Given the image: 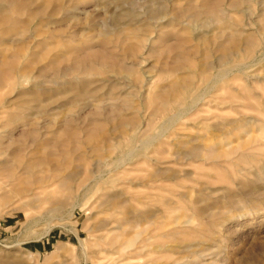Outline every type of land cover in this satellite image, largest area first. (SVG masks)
I'll return each mask as SVG.
<instances>
[{"label":"rangeland","instance_id":"obj_1","mask_svg":"<svg viewBox=\"0 0 264 264\" xmlns=\"http://www.w3.org/2000/svg\"><path fill=\"white\" fill-rule=\"evenodd\" d=\"M107 1L0 0V65L8 63L6 71L17 77L9 76L0 88V163L10 164L8 172L0 164V264H179L181 257L200 258L199 264H264L263 0H241L237 8L231 0H209L227 9L223 13L232 22L223 32L218 26L217 33L212 26L209 31L210 26L189 27L179 17L202 12L208 0H162L170 21L159 25L146 17L122 27L111 24L117 8L107 7ZM124 1L146 15L160 0ZM62 2L76 8L54 15ZM177 16L182 20L175 21ZM234 30V45L224 42ZM221 42L229 51L236 48L235 56L221 60ZM89 46L105 50L106 57L69 74L65 89L53 83L56 73L71 67L77 52ZM50 65L57 71L48 68L44 86L49 90H30L44 80L41 67ZM20 69L33 78L25 80L29 75ZM124 82L132 83L127 91L136 97L134 102L126 97L129 105L123 96L126 101L118 104L127 105L123 115L133 121L125 129L137 137L125 133L117 147L112 140L108 149L96 151L104 136L120 132L106 120L109 109L95 116V106L82 112L80 107L94 90L101 101L109 92L119 97ZM164 87L167 96L162 97ZM82 90L90 95L76 103ZM69 113L77 116L74 121ZM151 139L153 144L142 148ZM133 148L129 165L113 169L112 162ZM32 157L47 160L44 182L23 183L27 176L18 165ZM139 215L147 217L119 229L126 218ZM204 250L212 252L201 259Z\"/></svg>","mask_w":264,"mask_h":264},{"label":"bare ground","instance_id":"obj_2","mask_svg":"<svg viewBox=\"0 0 264 264\" xmlns=\"http://www.w3.org/2000/svg\"><path fill=\"white\" fill-rule=\"evenodd\" d=\"M162 0H160L159 1V3L155 6V7H150V6H148V10L146 11V12H144L146 15H143V14H141L138 10H136V9H134V8H132L131 6H127L128 4H127V1H122V0H108L107 1V7H114V8H117V9H115L114 10V12H113V15H112V18H111V24H114V25H116V26H118V27H122L123 25H125V24H133V23H139L140 21H142L143 20V18H149L150 20H154V19H156V20H158L157 22H159V21H163L165 18H166V16H167V14L169 15V10H168V7L166 6V4L165 3H162L161 2ZM240 1L241 0H231V3H230V5L232 6V7H234V8H237L238 7V4L240 3ZM60 2V1H59ZM74 2V1H73ZM155 2V1H154ZM197 2V1H196ZM202 2H204V0L202 1ZM15 3V2H14ZM66 2H64V4H63V2H62V4H60L59 3V5L55 8V10H54V12H53V14L54 15H56V14H58V12H61V11H64V12H68L71 8H76V6H75V4H65ZM132 3V2H131ZM263 3H264V0H263ZM13 4V3H12ZM203 5H204V10L202 11V12H193L192 14L190 13V14H187V13H183V14H180L179 15V17L181 16V17H183V18H185L186 19V22H183V23H186L187 25H190L189 27H196V28H199V27H204V26H212V27H214V29L216 30L217 28H218V26H219V29L222 31V29H225L226 27H228L229 25H228V23H231L232 24V22H230L231 20H228V16H225L224 15V13L223 12H227L228 10L227 9H225V11H223L224 9H222V8H218V6H217V4L215 3L214 5L213 4H211L210 3V1L208 0V1H206V3L204 4L203 3ZM154 6V5H153ZM171 7V6H170ZM43 8V7H42ZM198 8V7H197ZM41 9V8H40ZM188 9V8H187ZM187 9H185V10H187ZM146 10V9H145ZM227 10V11H226ZM45 11V10H44ZM52 11V10H51ZM50 11V12H51ZM71 11V10H70ZM197 11V10H196ZM40 12V11H39ZM63 12V13H64ZM185 12V11H184ZM143 13V12H142ZM180 13V12H179ZM49 14V13H48ZM204 14V17H201V15H203ZM54 15H53V17H54ZM227 15V14H226ZM38 16H39V14H38ZM49 16V15H48ZM230 16V15H229ZM232 16V15H231ZM178 16L176 17V18H174V20L175 21H179L181 18H179ZM34 18V17H33ZM49 18H51L50 16H49ZM173 18V17H172ZM230 18V17H229ZM163 19V20H162ZM168 18H166V20H167ZM170 19H171V17H170ZM5 20H8V18H5L4 19V22H5ZM49 20H51V19H49ZM156 20H155V23H157L156 22ZM169 20V19H168ZM182 20V19H181ZM180 20V21H181ZM170 21V20H169ZM153 23V22H152ZM162 23H164V22H162ZM161 23V24H162ZM150 24V23H149ZM157 24H159L160 25V22L159 23H157ZM168 24H169V22H168ZM167 24V25H168ZM235 24V23H234ZM182 25H184V24H182ZM181 25V26H182ZM151 26V25H150ZM162 26H163V24H162ZM165 26V25H164ZM154 27H155V25H154ZM158 27H160V26H158ZM184 27H185V25H184ZM209 27V28H210ZM212 27L210 28V29H208V31L209 30H211L212 29ZM156 28V27H155ZM187 27H185V29H186ZM188 29V28H187ZM214 30V31H215ZM218 30V29H217ZM217 30H216V33H217ZM213 31V30H212ZM213 31V32H214ZM238 31V30H237ZM201 32V31H200ZM223 32V31H222ZM103 33H105V35L107 36L108 35V33H106V32H103ZM199 33V32H198ZM207 33V32H206ZM200 34H205V33H200ZM214 35H215V33H213ZM219 34V33H218ZM222 34V33H221ZM225 34V33H224ZM237 34V32H235V30L234 31H232V33L230 34V35H227L226 36V38H224L223 40H224V42H227V41H230L229 43L230 44H232V45H234V42H235V39H236V35ZM124 36V35H123ZM195 36V40L196 39H200L202 36L201 35H198V36H196V35H194ZM208 36H209V34H208ZM212 36V35H211ZM222 37H223V35H222ZM225 37V36H224ZM239 37V36H238ZM106 38V37H105ZM205 39L207 38V34H206V37H204ZM221 38V37H220ZM194 39V38H193ZM208 39V38H207ZM147 40V39H146ZM153 40V39H152ZM142 41H145V39L144 40H142ZM205 41V40H204ZM247 41H248V43H252L253 42V39L252 38H250L249 37V39H247ZM2 42V41H1ZM202 43V42H201ZM204 44V43H203ZM219 48L220 47H222V48H224V53H222V56L220 57V59L221 60H223V61H226V60H229V59H231L233 56H235V54H236V48H231V49H233L232 51H229L230 49H228L226 46H225V43H218V45H217ZM88 47V46H87ZM104 47V46H103ZM177 47H178V45H177ZM149 48V47H148ZM151 48V47H150ZM181 48V47H180ZM174 49V48H173ZM176 49H179V48H176ZM189 50V49H188ZM106 51L104 50L103 52L102 51H100L99 49L97 50V49H94V46H89V48H88V50H86L85 51V53H79V52H77V54L76 53H74L73 54V56H72V54H71V56L72 57H74V55L76 54V56L73 58L74 60H73V65L71 66V67H69V68H67V69H65L64 71H62L61 73H56V75H55V77L52 79V81H53V83L55 82V83H57L62 89H65V86H67V85H69V84H71V82H69L68 80H67V77H68V75L69 74H71L72 72H74L75 70H78V71H81L82 70V68H86V66L87 65H90V64H92L93 62L95 63V58H97V59H101V58H104V57H106L105 55H106V53H105ZM184 52V51H183ZM205 52V51H204ZM68 53H70V52H68ZM209 53V52H208ZM184 54H186L185 52H184ZM202 54V53H201ZM179 55V54H178ZM17 56H19V55H17ZM111 56V55H110ZM206 56V55H205ZM2 57V56H1ZM99 57H101V58H99ZM112 57V56H111ZM180 57V56H179ZM178 57V58H179ZM188 57V56H187ZM18 58V57H17ZM16 58V59H17ZM108 58V57H107ZM203 58H205V57H203ZM217 58V57H216ZM4 59V58H3ZM3 59H1V60H3ZM111 59V58H110ZM4 60H7V59H4ZM95 60V61H94ZM101 61V60H100ZM6 62H8V60L6 61ZM17 62V61H16ZM55 62V61H54ZM179 62V61H178ZM180 63V62H179ZM2 64V63H1ZM5 64H7L8 65V63H5ZM5 64H4V62H3V65H4V69H3V65H0V66H2L1 67V69H0V88H2L1 87V85L3 84V82L11 75V72H9L10 70H8V71H6V69H8L6 66H5ZM17 64V63H16ZM50 64V63H49ZM48 64V65H49ZM97 64V63H96ZM101 64V63H100ZM12 65V64H11ZM18 66H19V64H17ZM95 65V64H94ZM5 67H6V69H5ZM13 67V66H12ZM50 67V70L51 69H54L55 70V72L57 71V68H56V65H50V66H48V67H41V69L39 70V76L40 77H42V78H44V80H40V81H36V82H34V84H33V86L30 88V90H32V91H35V90H44V82H46L47 80H46V78H48L47 76V72H48V68ZM88 67V66H87ZM90 67V66H89ZM93 67V66H92ZM206 67V66H205ZM13 68H15V66L13 67ZM16 68H17V66H16ZM19 68V67H18ZM17 68V69H18ZM24 68V67H23ZM124 68V67H123ZM140 68V67H139ZM27 69V68H26ZM127 69H129V68H127ZM130 69H132V68H130ZM129 69V70H130ZM21 70V69H20ZM24 70H25V68H24ZM61 70V69H60ZM188 70V69H187ZM11 71H12V69H11ZM18 71V70H17ZM22 71V74H23V70H21ZM133 71V70H132ZM202 71V70H201ZM135 72H136V70H135ZM140 72V71H139ZM198 72V71H197ZM17 73V72H16ZM20 73V72H19ZM25 73V72H24ZM114 73H116V72H114ZM146 73H147V71H146ZM14 74V73H13ZM12 74V75H13ZM26 74H27V71H26V73L25 74H23V75H25L26 76ZM16 75V74H15ZM18 75V74H17ZM27 75H29V74H27ZM126 75V74H125ZM190 75V74H189ZM52 76V75H51ZM54 76V75H53ZM117 76H118V74H117ZM11 78L12 77H14V75L13 76H10ZM28 77V76H27ZM80 76H78V75H75L74 76V78H73V80H75V82H80L81 80H79L80 78H79ZM119 77V76H118ZM225 77V76H224ZM11 78H8V79H11ZM14 78H17L16 76L14 77ZM13 78V79H14ZM25 78V80L26 79H31V78H33V76H31L30 77V75H29V78H26V77H24ZM38 78V77H37ZM52 78V77H51ZM50 78V79H51ZM114 78H115V76H114ZM124 78H125V76H124ZM207 78V77H206ZM20 79H22V76L20 75ZM82 79V78H81ZM105 79H103V81H104ZM110 81H111V79H109ZM129 80V79H128ZM202 80H205V79H202ZM209 80V79H208ZM13 81H15V80H13ZM52 81H50V82H52ZM124 81H127V79H124ZM141 81V80H140ZM148 82L147 83H149V80H147ZM206 81V80H205ZM16 82V81H15ZM17 82H19V81H17ZM74 82V81H73ZM83 83H84V81H82ZM117 84H120L121 82L120 81H118L117 80ZM141 82H143V81H141ZM92 83V82H91ZM106 83H108V82H106ZM110 83V82H109ZM115 83V82H114ZM114 83H112V84H114ZM123 83V82H122ZM217 83V82H216ZM16 84H18V83H16ZM75 84V83H74ZM77 84V83H76ZM79 84H81V82L79 83ZM78 84V85H79ZM84 84H86V83H84ZM105 84V83H104ZM176 85H178L179 84V81H178V84H177V82L175 83ZM211 84V83H210ZM19 85V84H18ZM83 85V84H82ZM81 85V86H82ZM90 85V84H89ZM122 85V84H121ZM120 85V86H121ZM145 85V84H144ZM185 85V84H184ZM207 85V84H206ZM206 85H205V87H206ZM213 85H215V83L213 84ZM14 86V85H13ZM13 86H11V87H13ZM74 86V85H73ZM77 86V85H76ZM80 86V85H79ZM80 86V87H81ZM88 86V85H87ZM100 86V85H99ZM114 86H117V85H112L111 87H113L114 88ZM170 86H172L171 84H170ZM181 86V85H180ZM19 87H21V85H19ZM58 87V86H57ZM80 87H77V88H79L80 89ZM84 87V86H83ZM82 87V88H83ZM96 87H98V86H96ZM126 87H128V88H126ZM131 87H133V85H132V83H130V82H124V86H122V88H124L122 91H120V95H118L119 97H117L116 98V94L115 95H113V93L112 92H109V94L111 95H109V98H107V100H106V98H104L105 100L104 101H101V100H99V99H101V98H95V96H94V93H96V90H94V91H92V94H91V96H88L89 98H87V101H85V103H84V105H83V107H80V111L82 112V110H84L85 108H87V107H89V106H95V109H96V112H93V113H95V116H101L102 115V110H105V111H107V109H109V112H108V114L106 115V120H108L109 122H113V123H115L116 124V128H117V132L119 133H117L116 131H114L113 133H117L118 134V137H114L113 135H110V136H104V137H108L105 141H104V143H103V145H101V144H95L96 146H95V150L97 151H99V150H102L103 148L106 150V149H108V145H109V143L110 142H112V140L114 141V146L115 147H117L119 144H120V139L121 138H123L124 137V134L126 133L127 135H129L130 137H132L133 138V140L137 137V135H135L134 133H129V131H127L125 128L127 127V126H129L130 125V122L132 123V121H129V120H127V118L123 115V111L122 110H124L125 109V107L127 106H124V105H122V104H118V103H120V102H122V101H120V102H118L120 99H127L126 97H131L132 98V100H133V98L134 97H136L135 95H134V93L132 94L131 92H128L127 91V89H129V88H131ZM135 87V86H134ZM144 87V86H143ZM142 87V88H143ZM182 87H185V86H182ZM45 88H47V87H45ZM51 88V87H50ZM56 88V87H55ZM81 88V89H82ZM112 88V89H113ZM165 88L166 87H164V90L160 93V96H164L165 97V95H166V92H165ZM170 88V87H169ZM176 88V87H175ZM180 88V87H179ZM179 88H177V89H179ZM192 88V87H191ZM194 88H195V86H194ZM20 89V88H19ZM48 89V88H47ZM57 89V88H56ZM78 89V90H79ZM84 89V88H83ZM88 89V88H87ZM86 89V90H87ZM111 89V90H112ZM173 89V88H172ZM186 89V88H185ZM187 89H188V87H187ZM193 89V88H192ZM49 90V89H48ZM68 90V89H67ZM77 90V91H78ZM86 90H82V91H86ZM98 90V89H97ZM171 90V89H170ZM176 90V89H175ZM181 90V89H180ZM27 91V90H26ZM45 91V90H44ZM57 91V90H56ZM100 91V90H99ZM169 91V90H168ZM191 91V90H190ZM194 91V90H193ZM192 91V92H193ZM49 92V91H48ZM53 92V91H52ZM62 92V91H61ZM94 92V93H93ZM98 92V91H97ZM140 92V91H139ZM171 92H173V91H171ZM175 92V91H174ZM27 93V92H26ZM32 93V92H31ZM30 93V94H31ZM59 93H60V90H59ZM79 93V92H78ZM88 92L86 91V92H80L79 93V95H78V98L76 99L75 98V102L76 103H78V102H81L82 101V98H84V95L86 96V94H87ZM191 93V92H190ZM195 93V92H194ZM202 93V92H201ZM23 94H24V92H23ZM35 94V93H34ZM118 94V93H117ZM172 94V93H171ZM170 94V95H171ZM48 95H50V94H48ZM87 95H90V94H87ZM96 95H98V94H96ZM108 95V94H107ZM193 95V94H192ZM201 95V94H200ZM199 95V96H200ZM202 95H204V94H202ZM124 96V98H122ZM159 96V95H158ZM167 96V95H166ZM174 96V95H173ZM184 97H185V95H183ZM52 97V96H51ZM187 97H189V96H187ZM194 97H196V96H194ZM193 97V98H194ZM203 97H205V95L203 96ZM86 98V97H85ZM172 98V97H171ZM178 98H179V96H178ZM198 98V97H197ZM124 99V101H126ZM161 99V98H160ZM181 99V98H180ZM44 100V99H43ZM73 100V99H72ZM81 100V101H80ZM131 100V99H130ZM129 99H127V101L129 102L130 101ZM132 100H131V102H129V105L132 103ZM151 100V99H150ZM170 100V99H169ZM176 100V99H175ZM191 100V99H190ZM45 101V100H44ZM123 101V102H124ZM177 101V100H176ZM180 100L178 99V102H179ZM199 101H201V100H199ZM198 101V102H199ZM10 102V101H9ZM37 102V101H36ZM69 102V101H68ZM133 102H134V100H133ZM166 102H168L167 100H166ZM166 102L164 101H162V104L164 105V104H166ZM191 102V101H190ZM194 102V101H193ZM197 102V103H198ZM8 103V102H7ZM35 103V102H34ZM39 103V102H38ZM38 103H37V105H38ZM92 103V104H91ZM126 103V102H125ZM180 103V102H179ZM189 103V102H188ZM12 104V103H11ZM31 104H33V103H31ZM71 104V103H70ZM69 104V105H70ZM82 104V103H81ZM169 104V103H168ZM173 104H175V103H173ZM194 104V103H193ZM196 104V103H195ZM40 105H41V103H40ZM167 105V104H166ZM177 105V104H176ZM187 105V104H186ZM185 105V106H186ZM197 105V104H196ZM30 106V105H29ZM36 106V105H35ZM162 106V105H161ZM33 107V106H32ZM57 107V106H56ZM61 107V106H60ZM122 107H124V108H122ZM134 107V106H133ZM189 107V106H188ZM34 108V107H33ZM59 108V107H58ZM68 108V107H67ZM76 108V107H75ZM182 108H184V106L182 107ZM193 108H194V106H193ZM42 109V108H41ZM49 109V108H48ZM47 109V110H48ZM29 110V109H28ZM33 110V109H32ZM71 109H69V111H70ZM180 110V109H179ZM182 110V109H181ZM180 110V111H181ZM191 110V109H190ZM193 110V109H192ZM50 111V110H49ZM51 111H53V110H51ZM78 111V110H77ZM79 111V112H80ZM38 112V111H37ZM104 112V111H103ZM142 112V111H141ZM182 112H185V111H182ZM181 112V113H182ZM189 112V111H188ZM34 113V112H33ZM33 113H32V115H33ZM36 113V112H35ZM44 113H45V111H44ZM56 113V112H55ZM54 113V114H55ZM67 113V112H66ZM73 113V115L75 114L74 112H71V114ZM146 113V112H145ZM30 114H31V112H30ZM30 114H28L27 113V115H30ZM43 113H41V115H42ZM89 114H91V113H89ZM46 115H47V111H46ZM49 115H51V113H49ZM53 115V114H52ZM66 115V114H65ZM76 115V114H75ZM88 115V114H87ZM86 115V116H87ZM80 116V115H79ZM103 116V115H102ZM105 116V115H104ZM29 117V116H28ZM69 117H70V119H71V117H73V116H71L70 115V113H69ZM75 117H77V116H75ZM75 117H73V118H75ZM88 117V116H87ZM129 117V116H128ZM172 117V116H171ZM176 117H178V116H176ZM68 119V118H67ZM81 119V118H80ZM181 119V118H180ZM69 120V119H68ZM71 120H73V119H71ZM131 120V119H130ZM169 120V119H168ZM167 120V121H168ZM179 120V119H178ZM31 121V120H30ZM74 121V120H73ZM72 121V122H73ZM170 121V120H169ZM171 121H172V119H171ZM170 121V122H171ZM173 121H175V120H173ZM172 121V122H173ZM34 122V121H33ZM69 122V121H68ZM93 122V121H92ZM166 122V121H165ZM35 123H38V120H36V122ZM66 123V122H65ZM71 123V122H70ZM26 124V123H25ZM34 124V123H33ZM69 124V123H68ZM91 124H93V123H91ZM98 125H96L98 128L101 126V124H100V122L99 123H97ZM206 124V123H205ZM168 125V124H167ZM166 125V126H167ZM89 126V125H88ZM92 126V125H91ZM164 126H165V124H164ZM219 126V125H218ZM169 127V126H168ZM34 128H35V126H34ZM97 128V129H98ZM92 129H94V128H92ZM166 129H167V127H166ZM115 130V129H114ZM34 131V130H33ZM91 131V130H90ZM93 131H95V130H93ZM37 132V131H36ZM32 133V132H31ZM92 132H90V134H91ZM106 133V132H105ZM112 132H111V134H113ZM39 134V133H38ZM229 134V133H228ZM41 135V134H40ZM44 135V134H43ZM73 135V134H72ZM93 135V134H92ZM77 135H75V137H76ZM90 136V135H89ZM35 137V136H34ZM39 137V136H38ZM41 137V136H40ZM95 138H96V136H95ZM153 138V137H152ZM40 139H42V138H40ZM36 140V139H35ZM103 140V139H102ZM102 140L100 141V142H102ZM195 140V139H194ZM36 142V141H35ZM59 141H57V144L58 145H61V144H59L58 143ZM97 142V141H96ZM153 142H154V140L153 139H151V140H147V142H144L145 144L143 145V147L142 148H144L145 149V147H149V146H151L152 144H153ZM211 142V141H210ZM219 142V141H218ZM62 143V142H61ZM36 144V143H35ZM65 145V144H64ZM133 145V144H132ZM77 147V146H76ZM80 147V146H79ZM132 147V146H131ZM134 147V146H133ZM140 147V146H139ZM139 147H137V148H139ZM34 148H36L35 146H34ZM205 148V147H204ZM23 148H21V150H22ZM25 149V148H24ZM33 149V148H32ZM103 149V150H104ZM206 149H207V147H206ZM212 149V148H211ZM210 149V150H211ZM216 149H218V148H216ZM138 150V149H137ZM194 150V149H193ZM210 150H207L208 152H210ZM235 150V149H234ZM66 151V150H65ZM130 152H129V155L127 154L125 157H123V158H119L118 160H116V161H114V162H112V167H114L113 169H115L117 172L120 170V169H124V166H127V164L129 165V163H130V160L133 158V156H134V153H135V151H136V148H133V149H130L129 150ZM195 151H197V149L195 150ZM195 151H194V153H195ZM201 151V150H200ZM206 151V150H205ZM212 151H214L213 149H212ZM110 152V151H109ZM189 152H192V155H193V151H189ZM207 152V153H208ZM235 152V151H234ZM66 153V152H65ZM108 153V152H107ZM202 153V152H201ZM206 153V154H207ZM211 153V152H210ZM222 153V152H221ZM68 154H70V153H68ZM136 154V153H135ZM199 154V153H198ZM217 154V153H216ZM189 155V154H188ZM212 155V154H211ZM213 155H214V153H213ZM212 155V156H213ZM220 155V154H219ZM218 155V156H219ZM67 156V155H66ZM83 156H85V155H83ZM189 156H191V154L189 155ZM196 156V155H195ZM204 156V155H203ZM207 156L209 157V155L207 154ZM221 156V155H220ZM220 156H219V158H220ZM198 157V156H197ZM200 157V156H199ZM206 157V156H205ZM80 159H81V157H79ZM82 158H85V157H82ZM191 158H192V156H191ZM203 158V157H202ZM217 158V157H216ZM20 159V158H19ZM79 159V160H80ZM195 159V158H194ZM206 160L208 159L207 157L205 158ZM211 159V158H210ZM18 160V159H17ZM21 160V159H20ZM84 160V159H83ZM8 161V160H7ZM97 161V160H96ZM100 161V160H99ZM19 162H21V161H19ZM101 162V161H100ZM98 163V164H101V163ZM11 163V162H10ZM46 163H47V160H44V159H41V158H29L26 162H21V163H19V167L21 168L20 169V172H22V174H26V176H27V178H25V181L23 182V183H34V182H44L43 180H44V176L42 175V174H44L45 172H46V169H45V165H46ZM0 164H3L4 166H5V168H6V170L8 169V167L10 166V164H9V162H1ZM111 164V163H110ZM109 164V165H110ZM17 166V167H18ZM16 167V168H17ZM97 167H98V165H97ZM96 168V167H95ZM99 168V167H98ZM105 168V167H104ZM103 170V169H102ZM7 172H8V170H7ZM105 172H106V170H103V171H101V172H99V174H98V176L96 177L97 179H99L100 181H102L103 180V177H104V175H105ZM120 172V171H119ZM46 173H48V172H46ZM93 173V172H92ZM96 174V173H95ZM74 175H76V174H74ZM83 175V174H82ZM118 176H119V174H117ZM8 179H9V182H10V184L12 185L13 184V178H14V170H10L9 171V174H8ZM17 176V175H16ZM155 176V175H154ZM68 177V176H67ZM71 177V176H70ZM73 177V176H72ZM76 177V176H75ZM95 177V176H94ZM16 178V177H15ZM111 178V177H110ZM155 179V178H154ZM45 180H46V177H45ZM152 181V180H151ZM155 181V180H154ZM49 182V181H48ZM111 182V181H110ZM87 183V182H86ZM95 183V182H94ZM146 183V182H145ZM144 183V184H145ZM22 184V183H21ZM105 184V183H104ZM149 184V183H148ZM30 185V184H29ZM34 185V184H33ZM10 186V185H9ZM19 184L17 185V187L19 188ZM108 186V185H107ZM149 186V185H148ZM16 187V188H17ZM20 187H22V186H20ZM32 187V186H31ZM82 187V186H81ZM6 188H8L7 186H6ZM16 188H14V189H16ZM33 188V187H32ZM83 188V187H82ZM28 189V188H27ZM80 189V188H79ZM31 190H33V189H31ZM23 194V193H22ZM59 204H60V202H59ZM57 205V204H56ZM59 207H60V205H58ZM57 206V207H58ZM168 206V205H167ZM166 207V206H165ZM171 208V207H170ZM168 209V208H167ZM160 210H162V209H160ZM164 213V212H163ZM147 215V214H146ZM164 216V215H163ZM147 217V216H146ZM146 217H145V215H139V216H136L135 218H126V220L119 226V229H124L125 228V226L127 227V226H132V224L131 223H139V221H141V220H143V218L144 219H146ZM160 217V216H159ZM162 218H166L165 216L164 217H162ZM160 220V219H159ZM157 224V223H156ZM162 225V224H161ZM161 227V226H160ZM157 230H159V228L157 229ZM75 232V231H74ZM207 238V237H206ZM146 245V244H145ZM192 245V244H191ZM208 245V244H207ZM158 246V245H157ZM187 246H189V244L187 245ZM187 246H185V247H187ZM142 247H144V245L142 246ZM148 247V246H147ZM159 247V246H158ZM191 247V246H190ZM187 248H189V247H187ZM160 249V248H159ZM167 249V248H166ZM206 249V248H205ZM209 249V247L207 248V250ZM164 250V249H163ZM171 250V249H170ZM207 250L205 251L204 250V252H199L200 254H198V256L199 257H201V259H202V257H203V255L205 254V252H207ZM212 250V249H211ZM210 250V252H212ZM215 251V250H214ZM213 251V253H212V255H215V252ZM209 252V251H208ZM209 252V253H210ZM218 252V255H219V251H217ZM163 253V252H162ZM192 254H193V251L191 252ZM195 254H196V252H194ZM209 253H207V254H205V255H207L206 257H208L210 254ZM221 253V252H220ZM209 254V255H208ZM190 255V254H189ZM217 255V254H216ZM215 255V256H216ZM184 256H186V255H184ZM190 257V256H189ZM194 257H196V256H194ZM214 257V256H213ZM159 259V258H158ZM183 259H186L185 261H182ZM200 260V258H197V260ZM179 260H181V261H179ZM179 260H177L176 262H178L179 261V264H199V260L197 261H195V259H194V261H193V259L191 260L190 258H183V257H181ZM203 261V260H202ZM164 262V261H163ZM214 262V261H213ZM213 262H211L212 264H213ZM160 263L161 264H169V263H162V261H160ZM178 264V263H177ZM201 264V263H200ZM207 264V263H206ZM210 264V263H209Z\"/></svg>","mask_w":264,"mask_h":264}]
</instances>
